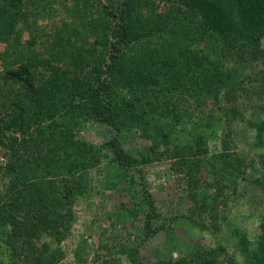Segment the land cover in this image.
I'll return each mask as SVG.
<instances>
[{"label":"trees","instance_id":"16d2710c","mask_svg":"<svg viewBox=\"0 0 264 264\" xmlns=\"http://www.w3.org/2000/svg\"><path fill=\"white\" fill-rule=\"evenodd\" d=\"M263 38L264 0H0V242L9 251L0 264H148L130 233L100 244L108 254L92 260L77 242L66 260L63 242L77 199L90 191L91 169L107 162L129 174L130 191L140 185L143 196L126 208L143 216L145 236L168 235L173 221L161 219L141 165L148 151L172 143V167L193 195L202 170L205 190L219 191L228 173L244 175L246 158L226 138L220 150L209 147L221 121L241 119L238 108L217 104L243 79L263 114L251 126L264 162ZM89 123L103 125L106 139L81 138ZM123 131L151 143L133 152ZM253 181L264 190V177ZM234 234L248 262L264 264V219L254 240ZM217 250L152 264H218Z\"/></svg>","mask_w":264,"mask_h":264},{"label":"rangeland","instance_id":"374dc122","mask_svg":"<svg viewBox=\"0 0 264 264\" xmlns=\"http://www.w3.org/2000/svg\"><path fill=\"white\" fill-rule=\"evenodd\" d=\"M161 8H165L164 4ZM27 35L25 32L24 38ZM262 44L264 46V38ZM243 80L242 88L231 90L226 98L223 94L217 104L227 109L232 106L238 108L237 114L241 119L232 121L230 127L221 121L217 129L218 134L215 139L209 141V147L211 153L220 150L221 138H226L229 141V150L246 158V173L226 174V179L222 181L218 191L212 185L209 190H205L207 177L205 170H202L199 174L202 186L198 189V194L193 195L183 172L172 167V164L177 162L173 159L172 143L148 151L151 154L149 160L141 165L145 186L156 200L161 219L163 217L173 222L171 221L168 229L169 236L164 231L145 236L141 228L143 216L140 215L136 219L126 208L128 201L142 199V187L137 185L139 189L132 193L129 174L121 175L122 171L119 172L116 165L103 162L90 171L88 195L81 196L76 201L77 219L70 236L63 242L67 252L66 260H72L77 242L88 245V257L92 260L95 253L108 254L106 249L99 250L100 244L103 245L106 240L112 239V236L122 239L130 233L131 239L135 238L133 234L138 236L135 239L141 243L144 261L148 264L169 255L174 258L182 255L199 258L200 252L208 253L210 248L215 247L220 249L217 250L220 260L218 264H231L230 256L234 257L235 264H250L244 252L238 248L234 229L245 231L247 236L254 240L260 233L261 221L264 219V190L253 181L255 177H264V162L259 156L263 147L257 144L256 130L251 126V122L259 120L263 114L258 110L254 112L258 107L253 108L252 105L257 106L259 100L251 88V81ZM208 100L207 102L212 101L211 98ZM177 105L180 107L181 103ZM208 107L209 105H206L202 109L204 113H208ZM185 128L187 131L191 130L190 127ZM106 131L99 123H89L78 135L89 141L102 142L106 139ZM120 136L123 144L133 152L151 143V140L135 132L123 131ZM135 179L137 183H141L138 177L135 176ZM161 219H156L154 224H160ZM8 253L6 245L0 242V261L7 260ZM105 258L108 257L104 256L103 259Z\"/></svg>","mask_w":264,"mask_h":264}]
</instances>
